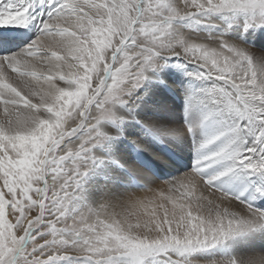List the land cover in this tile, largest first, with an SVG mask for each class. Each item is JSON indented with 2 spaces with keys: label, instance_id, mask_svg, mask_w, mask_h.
<instances>
[{
  "label": "snow or ice",
  "instance_id": "6c2138e0",
  "mask_svg": "<svg viewBox=\"0 0 264 264\" xmlns=\"http://www.w3.org/2000/svg\"><path fill=\"white\" fill-rule=\"evenodd\" d=\"M31 25L0 51V264H264V57L228 35L264 0H0V29ZM170 65L211 82L179 128L135 112ZM129 128L135 151L192 137V168L129 162Z\"/></svg>",
  "mask_w": 264,
  "mask_h": 264
},
{
  "label": "bare ground",
  "instance_id": "6f19581e",
  "mask_svg": "<svg viewBox=\"0 0 264 264\" xmlns=\"http://www.w3.org/2000/svg\"><path fill=\"white\" fill-rule=\"evenodd\" d=\"M40 11H42V9ZM0 30L3 37L10 36V40H15V42H13V44H16L14 48L6 52L17 51L28 44L37 35L35 25H31L24 29H11L8 31L3 29ZM262 31L256 30L250 32L249 34H253L251 36L249 35L251 37L250 39L247 35L244 36L243 33H241V35L239 34L240 32L235 31L233 34L229 33V38L232 36H237L240 40L244 41L246 46L251 47L255 59L259 61L262 57H264V30ZM257 39L259 40L258 43L256 42ZM16 41L21 42L18 43ZM252 42H256L255 48L251 45ZM163 75L171 87L162 91H157L151 97H145V99L149 101V104L142 105L141 107L135 109V112L137 113V119H152L165 125L171 120L174 122V127L179 128V126L185 121V95L189 92L199 91L200 88H205L206 86L200 80L190 77L188 74H184L180 71L171 72L168 70V68H166ZM161 97L166 102V107L163 110H157L153 108L151 104L159 101ZM129 123L135 124V121H130ZM137 134L138 132L136 128H129L128 131H126L125 136L121 137L119 140V152L124 154L129 162L132 160V158H134L136 163L145 164L148 168L152 169L156 173L157 177L158 173L161 172V175H164L163 180L169 178L170 176L182 174L184 169H186L190 163L188 160L194 157L193 141L192 137L190 136L182 135L171 139L165 138L167 143L148 136L145 137V140L148 141V147L150 148V151H135L129 142V137L135 136ZM201 135L202 130H198L196 133L197 138H199ZM159 178L160 177H158V179ZM126 181L123 185H121V187H126L130 191L138 189L135 188V181L131 182L132 187H129V185L127 186ZM137 185L139 184L136 183V186ZM257 205L264 207V201H258ZM224 251L231 253L233 249L231 246H229L228 248L224 249Z\"/></svg>",
  "mask_w": 264,
  "mask_h": 264
},
{
  "label": "rangeland",
  "instance_id": "374dc122",
  "mask_svg": "<svg viewBox=\"0 0 264 264\" xmlns=\"http://www.w3.org/2000/svg\"><path fill=\"white\" fill-rule=\"evenodd\" d=\"M181 23H184V22H181ZM256 30H259V31H262V30H264V28H257V29H251L250 28V30L248 29V31L247 32H243V34H244V36H248V38L250 39L251 37V35H253V34H249L250 32H252V31H256ZM199 31L200 32H204V33H208V32H214V31H216V29L215 28H212V27H202V28H200L199 29ZM235 31H237V32H240L239 31V29L238 28H236V29H233V31H231V32H229V33H234ZM263 32V31H262ZM229 33H228V35H229ZM239 34H241V32L239 33ZM242 35V34H241ZM250 35V36H249ZM230 36V35H229ZM258 39H257V43H258ZM251 42V41H250ZM256 42H252L251 43V45L255 48V45H256ZM168 68V70H170L171 72H177V71H180V72H183L184 74H187L185 71H183L182 69H180V68H177L176 66H174V65H170L169 67H167ZM177 70V71H176ZM194 78V77H193ZM201 82H203V84L207 87L211 82L210 81H208V80H200ZM207 83V84H206ZM200 89H202V88H200ZM166 125H168V126H171V127H174L175 125H174V122L173 121H169L168 123H166ZM167 139H171V138H167ZM169 141V140H168ZM165 143V142H164ZM167 143V142H166ZM162 145H164V144H162ZM193 160H194V157L192 158V159H189L188 161H190V163L188 164V166L186 167V169H184V171L182 172V173H185V172H187L188 170H190L191 168H192V165H193ZM130 162H135V159L134 158H132V160L130 161ZM168 176V175H167ZM175 176V175H174ZM158 177H160L159 178V180H163V177H164V175H161V172L160 173H158ZM170 177H173V176H170ZM165 180V179H164ZM91 182V180H89L88 181V183H90ZM126 185L128 186L129 185V187H132V184L131 183H129L128 181H126ZM135 188L137 189V188H139V185H137L136 186V183H135ZM200 255L201 254H196L195 256H194V258L195 259H199L200 258Z\"/></svg>",
  "mask_w": 264,
  "mask_h": 264
}]
</instances>
